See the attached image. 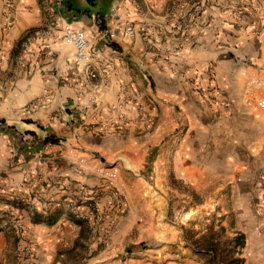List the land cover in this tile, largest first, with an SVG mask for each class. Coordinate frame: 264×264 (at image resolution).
I'll return each instance as SVG.
<instances>
[{
  "label": "crops",
  "instance_id": "0c3cea01",
  "mask_svg": "<svg viewBox=\"0 0 264 264\" xmlns=\"http://www.w3.org/2000/svg\"><path fill=\"white\" fill-rule=\"evenodd\" d=\"M44 2L14 0L7 11L0 0V196L20 209L40 255L36 264H65V247L81 240L75 219L98 222L116 205L101 173L105 160L130 170L182 127L231 113L246 80L264 76V0ZM113 8L133 17L135 34L96 41L91 50L104 78L84 85L61 27L109 28ZM121 113L128 117L124 134L114 128ZM110 255L103 248L84 261L134 264Z\"/></svg>",
  "mask_w": 264,
  "mask_h": 264
},
{
  "label": "rangeland",
  "instance_id": "374dc122",
  "mask_svg": "<svg viewBox=\"0 0 264 264\" xmlns=\"http://www.w3.org/2000/svg\"><path fill=\"white\" fill-rule=\"evenodd\" d=\"M24 42L12 56H20ZM256 77L264 79L246 80L243 93L230 101L231 113L205 116L193 129L182 127L169 145H157L153 157L130 170L105 160L107 195L118 207L104 209L98 222L82 221L81 240L64 249L65 264H80L103 248L121 263L214 264L215 252H231L239 257L236 264H264V108L257 104L264 88L252 82ZM259 136L263 141L256 144ZM180 151L182 160H176ZM3 199L0 264H36L40 255L20 209ZM24 210L36 217L35 209ZM237 234L242 243L235 244Z\"/></svg>",
  "mask_w": 264,
  "mask_h": 264
},
{
  "label": "built area",
  "instance_id": "2783aa9c",
  "mask_svg": "<svg viewBox=\"0 0 264 264\" xmlns=\"http://www.w3.org/2000/svg\"><path fill=\"white\" fill-rule=\"evenodd\" d=\"M3 1L6 10L10 11L14 0ZM112 13L115 20L109 28L97 25L92 29H87L84 27H75L70 24H64L61 27L62 41L73 48V60L79 72L78 80L84 85L89 84L94 86L96 85V81L101 79V77L104 78L97 70L98 60L91 50L93 44L103 38L112 40L118 33H123L128 37H133L135 34V22L132 16L119 13L114 8L112 9ZM50 25L54 27V21H51ZM245 62L250 63L249 60H245ZM252 82L264 88V79L256 77ZM214 88L217 89L218 86L215 84ZM91 98L94 99V96L92 95ZM247 103L251 104V101L248 100ZM257 104L264 108V95L257 100ZM142 110L143 107L139 104L138 111L140 112ZM118 122L120 123L116 122L114 128L124 134L125 131L122 129L121 124L128 122V117L125 113H121L120 121ZM109 176L114 177V172H110Z\"/></svg>",
  "mask_w": 264,
  "mask_h": 264
},
{
  "label": "trees",
  "instance_id": "16d2710c",
  "mask_svg": "<svg viewBox=\"0 0 264 264\" xmlns=\"http://www.w3.org/2000/svg\"><path fill=\"white\" fill-rule=\"evenodd\" d=\"M113 46V44H112ZM35 219H38L37 217H35ZM76 222H78L79 224H82V221L75 219ZM242 234H237L234 237V242L235 244H239L242 243ZM228 260V261H227ZM239 260V257L235 256L234 253H228V254H222L221 252H215L212 256H211V261L214 264H236Z\"/></svg>",
  "mask_w": 264,
  "mask_h": 264
}]
</instances>
